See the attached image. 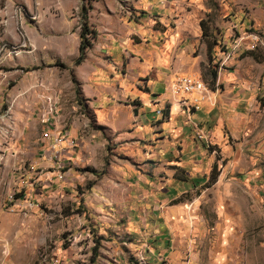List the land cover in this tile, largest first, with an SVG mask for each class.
<instances>
[{"label": "rangeland", "instance_id": "374dc122", "mask_svg": "<svg viewBox=\"0 0 264 264\" xmlns=\"http://www.w3.org/2000/svg\"><path fill=\"white\" fill-rule=\"evenodd\" d=\"M36 1L0 0V264H264V0Z\"/></svg>", "mask_w": 264, "mask_h": 264}, {"label": "built area", "instance_id": "2783aa9c", "mask_svg": "<svg viewBox=\"0 0 264 264\" xmlns=\"http://www.w3.org/2000/svg\"><path fill=\"white\" fill-rule=\"evenodd\" d=\"M172 93L178 94V93H191V92H199L205 91V87L201 81H194L190 78L182 77L177 79L174 84L172 85ZM186 99H180V97L177 99V102L184 107H188L187 105H190V107H194L197 109V105L195 103H186ZM47 121V120H46ZM44 140H48L47 151L55 153V147L60 144L61 141L66 140V137L57 129H45V136ZM60 177V176H59Z\"/></svg>", "mask_w": 264, "mask_h": 264}, {"label": "crops", "instance_id": "0c3cea01", "mask_svg": "<svg viewBox=\"0 0 264 264\" xmlns=\"http://www.w3.org/2000/svg\"><path fill=\"white\" fill-rule=\"evenodd\" d=\"M20 1V3L22 4H20V9L18 10L17 8H14V16H15V18H16V20H15V22H23V20H22V18L20 17L21 16V12H29L30 11V13H31V8H33V9H36L37 8V6H38V3H37V1L36 0H34V1H32V0H19ZM36 3V4H35ZM6 13V11H2L1 9H0V17H1V15L2 14H5ZM4 20V19H3ZM3 22H5V26L7 25V23L9 24L8 26H7V28L9 27V28H11L12 29V26H13V23L12 22H14V21H12V20H10V19H8V17L3 21ZM24 32H26V31H24ZM25 34V33H24ZM23 39H24V35H22L21 36ZM49 100V99H48ZM134 108V107H133ZM174 108V110H175V107H173ZM132 111H133V109H132ZM56 112V111H55ZM54 118V117H53ZM54 124V123H53ZM49 128V129H52L53 127L52 126H46L45 125V129L46 128ZM44 129V130H45ZM62 133H64L63 131H61ZM155 235H157V242H160L161 240V242L162 243H166V237L165 236H163V234L162 233H160V234H156L155 233ZM166 249H160V250H158L159 251V254L161 255L160 257H166V256H168V253H169V251L167 250V248H169L168 246H166L165 247ZM176 255H178L176 252L175 253H173V256H176Z\"/></svg>", "mask_w": 264, "mask_h": 264}, {"label": "trees", "instance_id": "16d2710c", "mask_svg": "<svg viewBox=\"0 0 264 264\" xmlns=\"http://www.w3.org/2000/svg\"><path fill=\"white\" fill-rule=\"evenodd\" d=\"M82 32L80 33V43L78 45V53H77V56L74 59V64H79L82 61V59L84 58V55H85V49L89 46V41L85 38L84 33L85 34H89V33L91 34L92 31L91 30H87L86 22L84 20L82 21ZM211 76H212V80L215 79V77H216L215 70L211 71ZM263 99H264V96L258 99L259 104L261 106H264V100ZM138 103L139 102H137V104ZM133 113L135 114V107L133 108ZM212 167H214V166H212ZM19 196L21 197V195H19Z\"/></svg>", "mask_w": 264, "mask_h": 264}]
</instances>
